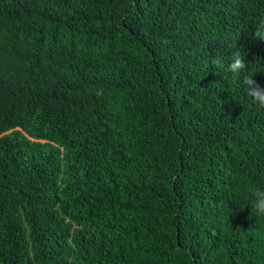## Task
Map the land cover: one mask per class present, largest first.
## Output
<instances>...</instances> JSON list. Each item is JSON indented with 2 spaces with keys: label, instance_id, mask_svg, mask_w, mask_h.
I'll list each match as a JSON object with an SVG mask.
<instances>
[{
  "label": "trees",
  "instance_id": "trees-1",
  "mask_svg": "<svg viewBox=\"0 0 264 264\" xmlns=\"http://www.w3.org/2000/svg\"><path fill=\"white\" fill-rule=\"evenodd\" d=\"M261 23L264 0H0V264H264Z\"/></svg>",
  "mask_w": 264,
  "mask_h": 264
},
{
  "label": "clouds",
  "instance_id": "clouds-1",
  "mask_svg": "<svg viewBox=\"0 0 264 264\" xmlns=\"http://www.w3.org/2000/svg\"><path fill=\"white\" fill-rule=\"evenodd\" d=\"M254 40H264V23L258 25L253 34ZM212 65L215 66V71L224 70L239 78L244 73L248 65L239 51L231 54L227 66L222 57H216L212 60ZM254 75H245L243 85L247 95L252 98L254 103L264 107V87L259 85L253 78ZM251 215L254 217H264V189L256 187L251 190Z\"/></svg>",
  "mask_w": 264,
  "mask_h": 264
}]
</instances>
